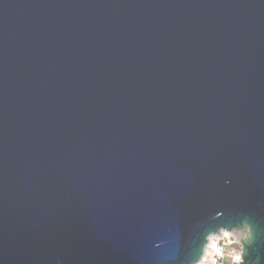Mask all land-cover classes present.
Here are the masks:
<instances>
[{
    "label": "water",
    "instance_id": "water-1",
    "mask_svg": "<svg viewBox=\"0 0 264 264\" xmlns=\"http://www.w3.org/2000/svg\"><path fill=\"white\" fill-rule=\"evenodd\" d=\"M217 210L264 264V0H0L2 264H179Z\"/></svg>",
    "mask_w": 264,
    "mask_h": 264
},
{
    "label": "clouds",
    "instance_id": "clouds-1",
    "mask_svg": "<svg viewBox=\"0 0 264 264\" xmlns=\"http://www.w3.org/2000/svg\"><path fill=\"white\" fill-rule=\"evenodd\" d=\"M255 240L250 217L236 220L217 210L198 225L192 248L179 264H259V258L246 259Z\"/></svg>",
    "mask_w": 264,
    "mask_h": 264
}]
</instances>
